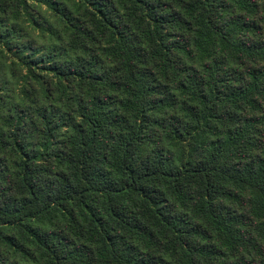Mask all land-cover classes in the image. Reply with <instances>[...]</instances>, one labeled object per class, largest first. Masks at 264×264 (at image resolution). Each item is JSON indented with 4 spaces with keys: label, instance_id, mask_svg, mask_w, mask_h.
<instances>
[{
    "label": "trees",
    "instance_id": "obj_1",
    "mask_svg": "<svg viewBox=\"0 0 264 264\" xmlns=\"http://www.w3.org/2000/svg\"><path fill=\"white\" fill-rule=\"evenodd\" d=\"M0 264H264V0H0Z\"/></svg>",
    "mask_w": 264,
    "mask_h": 264
}]
</instances>
